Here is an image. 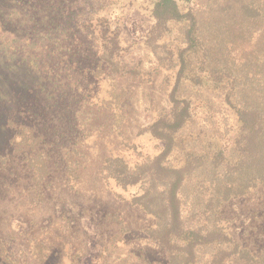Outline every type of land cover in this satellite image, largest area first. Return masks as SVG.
<instances>
[{
	"label": "rangeland",
	"instance_id": "374dc122",
	"mask_svg": "<svg viewBox=\"0 0 264 264\" xmlns=\"http://www.w3.org/2000/svg\"><path fill=\"white\" fill-rule=\"evenodd\" d=\"M151 1L0 0V264L166 261L164 248L144 233L154 220L131 203L139 187L124 190L98 177L103 156L121 150L122 138L111 130L110 111L101 108L110 81L90 72L98 62V36L108 28L119 41V59L142 72L117 80L128 89L123 135L143 152H155L144 128L169 107L167 89L163 73L147 74L155 60L141 41L153 21L134 13L149 11ZM78 11L86 13L79 19L91 22L95 38L77 27ZM23 127L41 136L39 150L49 157L51 173L41 184L19 148ZM67 158L82 161L72 160L78 178L66 170ZM220 217L244 246L264 251V188L227 202Z\"/></svg>",
	"mask_w": 264,
	"mask_h": 264
},
{
	"label": "trees",
	"instance_id": "16d2710c",
	"mask_svg": "<svg viewBox=\"0 0 264 264\" xmlns=\"http://www.w3.org/2000/svg\"><path fill=\"white\" fill-rule=\"evenodd\" d=\"M150 3L146 13H134L153 21L141 41L155 60L147 74L163 73L167 89L169 107L157 110L144 128L156 151L143 152L123 135L128 89L117 80L142 72L119 59V41L107 28L98 36V62L90 72L110 81L101 108L110 111L122 149L103 156L98 177L124 190L139 187L131 203L154 220L144 233L165 251L166 261L156 264H264V251L244 246L220 217L227 202L264 188V0ZM75 14L77 27L95 38L91 22L81 21L86 13ZM18 139L41 184L51 173L38 147L41 136L23 127ZM67 159L66 170L78 178L72 160L82 161Z\"/></svg>",
	"mask_w": 264,
	"mask_h": 264
}]
</instances>
